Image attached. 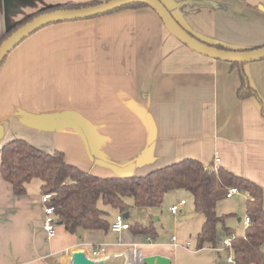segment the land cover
I'll return each instance as SVG.
<instances>
[{
  "label": "crops",
  "instance_id": "1",
  "mask_svg": "<svg viewBox=\"0 0 264 264\" xmlns=\"http://www.w3.org/2000/svg\"><path fill=\"white\" fill-rule=\"evenodd\" d=\"M83 1L7 0L4 6L0 0V37L35 11ZM160 1L206 44L234 51L264 46V0ZM243 68L264 103V59ZM239 85L236 67L182 45L150 8L51 24L24 39L0 66V148L22 139L47 153L62 152L68 164L101 178L143 176L185 158L207 166L217 154V166L261 188L264 210V118L255 98L237 97ZM184 193L164 198L178 202ZM40 196L36 179L16 196L0 177V264H70L73 252L90 255L97 245L115 264H141L151 255L181 264L163 248L144 253L148 237L129 230L76 235L57 224L47 240ZM223 199L226 207L216 212L228 215L224 225L234 236H243L246 195ZM101 208L111 224L118 212ZM183 247L189 250V242ZM206 249L213 257L208 264L225 259L216 246Z\"/></svg>",
  "mask_w": 264,
  "mask_h": 264
},
{
  "label": "trees",
  "instance_id": "2",
  "mask_svg": "<svg viewBox=\"0 0 264 264\" xmlns=\"http://www.w3.org/2000/svg\"><path fill=\"white\" fill-rule=\"evenodd\" d=\"M101 2L103 0H88L46 7L4 32L0 37V44L14 30L40 13L85 8ZM140 8L148 7L141 4L128 5L111 13ZM184 29L198 39L192 32ZM210 46L229 50L220 45ZM230 64L237 68L240 79L237 97L255 98L264 118V103L250 85L244 64ZM0 177L12 186L16 196L24 195L27 185L34 179L38 180L41 196L50 195L47 205L54 209L56 226L63 225L68 233L76 235L86 230L110 229L109 212L102 209L100 204L122 215L128 214L129 218L131 208H160L166 194L182 190L192 197L195 212L204 219L197 235L198 248L201 249L205 243L215 246L220 241L216 228L221 225L222 236L232 238L231 251L235 264H264V210L261 188L213 163L205 166L195 159L185 158L143 176L101 178L68 164L62 152L47 153L25 140L15 138L0 148ZM230 187L237 188L247 197L245 211L249 224L243 236H234L224 225L228 215L221 216L216 212L218 200L224 198L226 189ZM129 231L133 235L148 238L157 236L152 222L147 225L134 222L129 225Z\"/></svg>",
  "mask_w": 264,
  "mask_h": 264
},
{
  "label": "water",
  "instance_id": "3",
  "mask_svg": "<svg viewBox=\"0 0 264 264\" xmlns=\"http://www.w3.org/2000/svg\"><path fill=\"white\" fill-rule=\"evenodd\" d=\"M3 0V4H7ZM141 4L150 8L161 20L165 29L182 45L190 50L211 58L227 63L247 64L264 59V46L247 51H234L218 49L192 37L172 16L166 6L160 0H104L103 2L79 9H57L40 13L28 22L14 30L0 44V66L7 55L24 39L40 30L41 28L57 23L88 20L109 14L128 5ZM49 7V6H48ZM6 28L9 31L12 27ZM124 219L128 214H123ZM60 225V224H59ZM70 264H106L105 260H92L86 257L83 251L71 254ZM141 264H171L169 258L161 255L143 256Z\"/></svg>",
  "mask_w": 264,
  "mask_h": 264
},
{
  "label": "rangeland",
  "instance_id": "4",
  "mask_svg": "<svg viewBox=\"0 0 264 264\" xmlns=\"http://www.w3.org/2000/svg\"><path fill=\"white\" fill-rule=\"evenodd\" d=\"M37 12L39 11H35L33 14ZM183 196V199L186 202V206L183 208V211L180 214L177 213L178 215L176 214L172 216L170 214L169 207L173 206L172 204H175L176 201L174 200V198L169 197L166 199L164 198L163 204L160 208L150 210L146 208H131L129 210V219H127L130 223H148L150 221L154 224L158 235L156 238L152 239L151 245H149L146 241L147 244L142 246V251L144 253H147V251H150L152 249L156 250L157 248H163L170 251L175 258H178L177 261L180 260L181 264H208L209 258L213 257L210 255L212 253L206 248H211L212 245L209 243H205L202 247L203 251H196V249L198 248L197 232H199L200 230L202 224L201 220L203 219V217L199 213L195 212L191 196L187 193H184ZM223 200V198L219 199V204H216V207L219 208V210H221V207L224 204ZM100 207H102L101 204ZM225 207L226 206L224 204L223 208ZM217 213H219V215L221 216L226 215L224 214V212ZM216 235L220 238L221 241L218 242L215 246L223 251L221 253L222 257H232L231 249H226L223 246L224 237L221 234L220 225H218L216 228ZM171 237L176 238V247H173L169 244ZM187 242H189L190 244L189 250L186 247H183Z\"/></svg>",
  "mask_w": 264,
  "mask_h": 264
},
{
  "label": "built area",
  "instance_id": "5",
  "mask_svg": "<svg viewBox=\"0 0 264 264\" xmlns=\"http://www.w3.org/2000/svg\"><path fill=\"white\" fill-rule=\"evenodd\" d=\"M218 163H219V158L217 157L216 154L214 156L213 164L216 166ZM238 194H240V191L237 188L230 187L226 189L224 198L229 199ZM49 199H50V195L48 194H44L40 198V203L42 205L43 215H44L43 230L47 240H51L55 236V230H56V219L54 217V209L47 205ZM184 205H185L184 200L178 201L169 208V211L174 216L178 213L179 209ZM244 224L246 227L248 226L249 224L248 217L245 218ZM110 230L116 234H120L123 231L129 230V224L126 222L122 214L118 213L115 216L114 220L110 224ZM231 239H232L231 237H227L226 239H224L223 245L225 248H231ZM171 241L174 243L175 238L173 237ZM148 243H150L151 245V240L149 238H148ZM104 253H106V247L104 245H97L92 247L90 255L86 253L85 255L87 258L92 260H105L109 257L102 256L105 255ZM218 264H235V263L230 257H227Z\"/></svg>",
  "mask_w": 264,
  "mask_h": 264
},
{
  "label": "bare ground",
  "instance_id": "6",
  "mask_svg": "<svg viewBox=\"0 0 264 264\" xmlns=\"http://www.w3.org/2000/svg\"><path fill=\"white\" fill-rule=\"evenodd\" d=\"M132 251H134V250H132ZM125 254V253H124ZM108 259H110L109 261H110V263L109 264H115V261L113 260V258H107V259H105L106 260V264H108ZM126 263V262H125Z\"/></svg>",
  "mask_w": 264,
  "mask_h": 264
}]
</instances>
